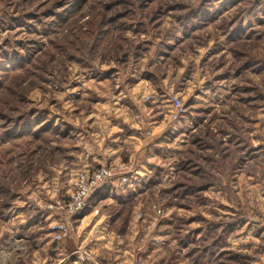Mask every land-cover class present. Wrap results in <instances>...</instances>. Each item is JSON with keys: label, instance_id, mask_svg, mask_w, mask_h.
<instances>
[{"label": "rangeland", "instance_id": "1", "mask_svg": "<svg viewBox=\"0 0 264 264\" xmlns=\"http://www.w3.org/2000/svg\"><path fill=\"white\" fill-rule=\"evenodd\" d=\"M0 264H264V0H0Z\"/></svg>", "mask_w": 264, "mask_h": 264}, {"label": "built area", "instance_id": "2", "mask_svg": "<svg viewBox=\"0 0 264 264\" xmlns=\"http://www.w3.org/2000/svg\"><path fill=\"white\" fill-rule=\"evenodd\" d=\"M173 109V118L177 121L180 120V117L186 115L187 111L184 108V103L180 96H174ZM118 170V172H115ZM135 172L131 167L124 166L123 164H116L110 166H104L100 170L93 171V173H79V175L74 179L72 183V191L69 194L70 203L65 206L71 217H76L81 215L86 207L88 198L93 195L97 190L102 188L105 184H113L112 180L115 175L120 178L123 184L131 183L132 173ZM137 173V172H136ZM131 178V179H130ZM62 203L60 200L57 201V204L47 207L48 209H53L54 206L58 209H63L61 206ZM64 210V209H63ZM60 220L54 221L56 224L53 225V231L56 233L55 239L62 240L70 235V227L67 223Z\"/></svg>", "mask_w": 264, "mask_h": 264}, {"label": "crops", "instance_id": "3", "mask_svg": "<svg viewBox=\"0 0 264 264\" xmlns=\"http://www.w3.org/2000/svg\"><path fill=\"white\" fill-rule=\"evenodd\" d=\"M143 85H145L146 87H147V86H149V87L151 86V85H146V84H143ZM141 86H142V85H141ZM152 86H153V85H152ZM161 87H164V85H161ZM103 162H104V161H103ZM87 163H88V162H87ZM89 166H90V165H89Z\"/></svg>", "mask_w": 264, "mask_h": 264}]
</instances>
